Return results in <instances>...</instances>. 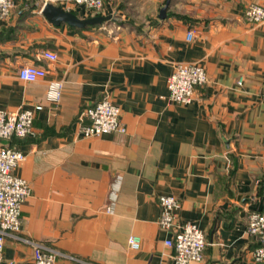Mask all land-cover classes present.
<instances>
[{
  "label": "crops",
  "instance_id": "0c3cea01",
  "mask_svg": "<svg viewBox=\"0 0 264 264\" xmlns=\"http://www.w3.org/2000/svg\"><path fill=\"white\" fill-rule=\"evenodd\" d=\"M12 2L0 21V109L41 106L31 132L11 140L24 155L13 172L31 189L20 236L74 258L56 264H172L171 233L158 224V197L170 194L177 220L205 235L192 264H256L247 215L264 211V22L244 9L264 0H103L112 19L83 29L47 21L41 0ZM52 4L88 17L70 0ZM180 62L208 78L185 105L168 98ZM26 64L45 76L21 80ZM53 80L58 101L47 98ZM104 96L126 131L84 136L79 116ZM32 258V244L5 238L4 262Z\"/></svg>",
  "mask_w": 264,
  "mask_h": 264
},
{
  "label": "built area",
  "instance_id": "2783aa9c",
  "mask_svg": "<svg viewBox=\"0 0 264 264\" xmlns=\"http://www.w3.org/2000/svg\"><path fill=\"white\" fill-rule=\"evenodd\" d=\"M56 0H41L42 6L54 3ZM81 6L87 16L102 14L103 0H70ZM13 6L12 0H0V21L9 18ZM244 15L250 22H264V6L250 3L244 9ZM194 29L186 32L187 40L194 36ZM43 56L50 60L56 59L52 51H43ZM17 75L24 81H35L45 76V69L36 64L21 66ZM208 80L204 67L198 63L180 62L174 65L167 78L168 98L175 104H188L192 101L197 86ZM241 82V77L238 83ZM60 81H50L47 87V98L58 101L61 95ZM41 109L40 105L34 108H20L15 111L0 109V264L6 263L3 259L4 240L7 237L23 240L32 244V264H56L59 258L74 259L72 256L60 252L48 245L32 242L20 236L21 205L30 195V185L22 177L14 174L13 170L23 159V153L11 144V140L23 137L31 132L34 111ZM120 107L108 96L83 110L79 119L86 118L87 122L80 125V132L84 136H98L110 132L124 133L126 127L120 118ZM160 208L158 224L171 233L164 242L173 250L172 264H192L201 261L205 245L203 231L194 223L179 222L176 210L179 208L178 199L170 194L158 197ZM247 232L258 240L257 247L252 251V258L256 264H264V211H251L247 215ZM129 246L138 249L140 238L130 236Z\"/></svg>",
  "mask_w": 264,
  "mask_h": 264
},
{
  "label": "water",
  "instance_id": "95a60500",
  "mask_svg": "<svg viewBox=\"0 0 264 264\" xmlns=\"http://www.w3.org/2000/svg\"><path fill=\"white\" fill-rule=\"evenodd\" d=\"M42 14L53 25H60L65 23L76 28H86L89 26L99 25L101 23L109 22L112 17L106 14H96L93 16L80 18L73 12L64 9L60 5L46 3L42 8Z\"/></svg>",
  "mask_w": 264,
  "mask_h": 264
}]
</instances>
